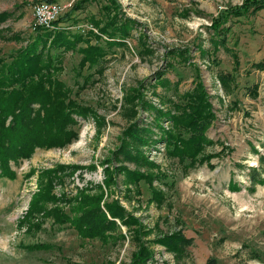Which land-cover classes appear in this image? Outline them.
<instances>
[{"label": "rangeland", "instance_id": "rangeland-1", "mask_svg": "<svg viewBox=\"0 0 264 264\" xmlns=\"http://www.w3.org/2000/svg\"><path fill=\"white\" fill-rule=\"evenodd\" d=\"M43 1L49 0H0V12L10 13L0 23V57L8 60L33 38L31 10ZM52 1L60 6V24L89 34V45L103 46L104 53L90 66L79 65L75 50L49 51L57 68L52 78L86 111L72 115L69 144L36 148L9 162L12 178L0 177V264H129L139 243L151 254L145 264H264V8L244 6L245 0H114L133 26L120 40L124 45L106 47V35L91 24L102 25L105 0ZM194 80L213 115L202 151L211 158L187 167L159 142L169 121L158 118L161 131L155 111L139 103L172 113ZM132 123L148 130L142 145L129 142L146 163L111 157ZM44 170L55 171L51 194L62 201L44 210L67 214L81 193L97 198L102 209L116 202L138 225L127 230L113 219L114 231L86 238L44 210L30 211L38 177L47 181ZM133 172L146 180L134 182L127 176ZM150 187L163 194L161 203L151 199ZM175 232L189 240L179 257L157 241ZM37 245L47 248L32 249Z\"/></svg>", "mask_w": 264, "mask_h": 264}, {"label": "trees", "instance_id": "trees-1", "mask_svg": "<svg viewBox=\"0 0 264 264\" xmlns=\"http://www.w3.org/2000/svg\"><path fill=\"white\" fill-rule=\"evenodd\" d=\"M107 4L102 7L104 20L91 21L97 30L106 35L104 46L124 45L120 40L128 36L133 26V21L124 18L115 7L114 0H105ZM43 2H54L52 0ZM243 5L253 6L255 9L264 8V0H245ZM230 13V12H229ZM237 17L241 12H231ZM10 16V13L0 12V23ZM62 17L52 22L51 29L35 27V34L30 41L17 49L7 59L0 57V177L12 178L13 172L9 168V162H16L28 158L34 149L62 148L75 138L72 130L74 120L72 115L84 117L86 109L77 107L72 100L67 98L71 94L62 83L52 78L55 67V59L51 58L49 51L59 50L77 51L81 54L79 65L89 64L94 66L102 58L103 46L89 45L88 37L74 32L70 33L60 23ZM225 21V20H224ZM220 25V24H219ZM17 39L15 35L10 39ZM97 38V37H96ZM119 40V41H117ZM85 44L84 47L75 48L76 45ZM180 56V55H179ZM59 58L57 63L59 64ZM83 67V66H81ZM98 72H101L99 68ZM96 73V72H95ZM219 80L227 84L228 78L221 75ZM139 94L135 98H139ZM181 103L173 105V112L163 113L149 103L142 101L139 106L144 110L155 111V125L159 127L158 118L165 117L170 123L168 131L163 130L159 142L166 146L167 153L177 158L180 163L193 166L194 164L207 162L211 156L203 154V148L210 143L206 138V131L210 126L213 115L207 102L206 94L198 80L189 92L180 95ZM67 100V101H66ZM140 100V99H139ZM32 105L37 108L32 109ZM6 121L8 123L5 125ZM123 139L111 153L114 161L134 160L146 163L137 155L135 146L129 144H143L147 141V128H139L134 123L128 125L123 131ZM134 144V145H135ZM132 149V150H131ZM43 176L47 179L42 183L38 177V189L30 201V211L36 208L44 210L47 204H54L61 199L51 194V182L54 178V170H44ZM256 173L250 172V179L255 180ZM134 178V182L145 179L139 173H128ZM151 199L156 203L163 200L162 193L150 187ZM75 204L68 207V212L63 213L60 208L44 210L45 215H51L53 221L58 224L68 222L82 237L94 238L103 235L104 231H114L116 225L113 219L118 220L128 230L131 225H138L137 221L124 213L123 209L114 201L106 203L103 209L97 203L98 199L78 193L74 198ZM64 199L65 202L73 201ZM38 206V207H36ZM29 211V212H30ZM140 225L137 233L140 235ZM170 250L174 255H182L183 249L189 244V240L178 233L163 235L157 240ZM47 248L37 245L34 250ZM151 254L141 246L131 254L129 264H145Z\"/></svg>", "mask_w": 264, "mask_h": 264}, {"label": "built area", "instance_id": "built-area-1", "mask_svg": "<svg viewBox=\"0 0 264 264\" xmlns=\"http://www.w3.org/2000/svg\"><path fill=\"white\" fill-rule=\"evenodd\" d=\"M60 13V6L55 2H39L32 7L31 15L35 27H52Z\"/></svg>", "mask_w": 264, "mask_h": 264}]
</instances>
